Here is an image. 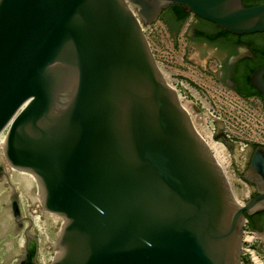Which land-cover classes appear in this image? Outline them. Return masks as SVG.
<instances>
[{
  "label": "water",
  "instance_id": "1",
  "mask_svg": "<svg viewBox=\"0 0 264 264\" xmlns=\"http://www.w3.org/2000/svg\"><path fill=\"white\" fill-rule=\"evenodd\" d=\"M172 5L198 20L188 44L199 19L235 36L264 32V3L242 0H0V147L61 219L49 264L241 263L246 218L264 211V146L235 176L257 190L238 203L142 30ZM196 48L200 63L221 59ZM248 81L264 109V64ZM215 125L239 171L253 144ZM2 212L24 237L6 264H38L16 192Z\"/></svg>",
  "mask_w": 264,
  "mask_h": 264
},
{
  "label": "rangeland",
  "instance_id": "2",
  "mask_svg": "<svg viewBox=\"0 0 264 264\" xmlns=\"http://www.w3.org/2000/svg\"><path fill=\"white\" fill-rule=\"evenodd\" d=\"M197 22L198 20L190 14L177 28L174 36L166 23L164 12L162 13L155 23L156 32L149 38L157 65L168 84L175 87L176 91L179 90V93L188 101L189 107L183 106L188 110L190 116L198 114L196 108L200 110V122L193 119L192 116L191 118L197 131L204 139L220 143L224 147L220 141L213 140L211 133L212 126H214L216 134L215 122L221 120L223 122L222 130H226L233 141L255 144L253 141L257 138L260 130L255 114L264 111L261 99L257 96L242 98L220 80H217L214 76L218 69L216 57L209 56L207 59L203 57L202 63H200L199 59L193 56L197 48L188 44L184 34L190 24ZM203 118L210 132L204 126ZM224 149L229 157L228 171L232 173L230 150L225 147ZM0 161L5 171L3 179H0V264H6V259L14 253L22 251L24 245L22 230L14 235L11 232L13 223L2 212L12 191L18 195L23 216L32 220L30 232L36 234L40 264H49L54 258V253L51 251L56 244L61 219L52 216L56 220L51 222L50 213L45 212L39 201L34 199L38 197L36 194L39 192L36 182L31 188L32 199L20 189L17 180L23 175L8 166L2 147L0 148ZM35 217L39 218V222L34 220ZM250 250L253 251V256L264 264V243L260 238ZM245 251L242 249L240 251V264H256L252 260V256ZM17 261V257H14L9 264H16Z\"/></svg>",
  "mask_w": 264,
  "mask_h": 264
},
{
  "label": "flooded vegetation",
  "instance_id": "3",
  "mask_svg": "<svg viewBox=\"0 0 264 264\" xmlns=\"http://www.w3.org/2000/svg\"><path fill=\"white\" fill-rule=\"evenodd\" d=\"M253 1V5L264 3V0ZM199 20L202 24L192 26L187 32L189 42L197 47L204 46L205 48L217 51L221 55V59L218 60L217 78L224 83L225 86H227V82L230 81L232 83V87H230V89L232 90L235 86H242L248 67L254 65L256 62L255 56L249 49V41H251V44H254L255 46H264V32L241 36H223L212 43L210 37L218 28L210 22L201 19ZM198 30L203 32L205 38L196 37L195 32ZM207 141L210 142L209 140ZM251 149L252 147L248 149L249 152L247 153L246 160L239 171L234 169L233 164L230 165V169L234 176H242L244 171L247 169ZM239 180L246 188V195L243 198L244 203L254 197L257 194V190L245 179L241 178ZM246 219L247 223L253 226V231L258 232L259 236L264 234V211L258 212ZM36 261L40 264L38 259V249Z\"/></svg>",
  "mask_w": 264,
  "mask_h": 264
},
{
  "label": "bare ground",
  "instance_id": "4",
  "mask_svg": "<svg viewBox=\"0 0 264 264\" xmlns=\"http://www.w3.org/2000/svg\"><path fill=\"white\" fill-rule=\"evenodd\" d=\"M183 106V105H182ZM183 108L188 112V110L183 106ZM188 114L190 115V113L188 112ZM192 116V115H191ZM190 116V117H191ZM193 119H195L196 121H201V116L200 114H196L192 116ZM191 118V119H192ZM193 122V121H192ZM194 125V124H193ZM195 127V126H194ZM196 129V127H195ZM197 131V129H196ZM198 132V131H197ZM4 133H2V135L0 136V145H4ZM199 134V132H198ZM200 135V134H199ZM201 136V135H200ZM202 137V136H201ZM202 139L206 142V144L208 145L209 149L211 150V152L213 153V156L216 160V162L218 163L219 167L221 168V170L223 171L230 191L234 197V199L236 200V202L239 203V201H241L242 197L246 194V188L244 186V184H242L235 176L234 174L230 173L228 171V166H229V157H228V153L226 152V150L224 149V147L220 144V143H213L212 141L208 142L206 139H204L202 137ZM1 148V147H0ZM23 176H21L20 178H18L17 181H19L18 186L20 187V189L25 193V195L29 198L32 199V194H31V188L32 185L35 181V178L28 174V173H23L20 172ZM19 177V176H18ZM10 178V177H9ZM16 180V179H15ZM37 185V184H36ZM38 194H36L38 197H35L34 199H36L37 201H39V203H41V194L39 192H37ZM50 215V220L51 222H54L56 220L55 217L58 218V216L53 215V214H49ZM55 216V217H52ZM36 218V217H35ZM35 221L39 222V218L34 219ZM40 225V224H39ZM40 228V227H39ZM41 233V232H40ZM256 264H263L261 263L259 260L255 259Z\"/></svg>",
  "mask_w": 264,
  "mask_h": 264
},
{
  "label": "trees",
  "instance_id": "5",
  "mask_svg": "<svg viewBox=\"0 0 264 264\" xmlns=\"http://www.w3.org/2000/svg\"><path fill=\"white\" fill-rule=\"evenodd\" d=\"M253 2H254L253 0H242L243 5L246 7L253 6L254 4ZM168 11H169L170 16L168 18V21H166V23L169 27L170 26H174L175 28L179 27V25L190 15V14H186L183 11V7L180 5H172L168 8ZM170 31L171 33L176 32V30L173 29L172 27L170 28ZM195 35L198 38H205L201 30L196 31ZM223 36H231V34H228L218 28L212 34V36L210 37V40H212V43H214L215 41H217L219 38H222ZM249 49L251 53L255 56L256 62L254 65H251L248 67L247 73L244 78V83L242 84V86H235L233 88V91L242 98H249L251 96H257L261 99L260 94L249 85L248 78H249V75L255 69H257L258 67L264 64V46H261V47L255 46L254 44H251V41H249ZM256 146L257 145H252V148ZM248 226L250 229H253V226L251 224H248Z\"/></svg>",
  "mask_w": 264,
  "mask_h": 264
},
{
  "label": "built area",
  "instance_id": "6",
  "mask_svg": "<svg viewBox=\"0 0 264 264\" xmlns=\"http://www.w3.org/2000/svg\"><path fill=\"white\" fill-rule=\"evenodd\" d=\"M156 27L157 26H156L155 23L153 25H150V26H142V30H143V32H144V34H145V36H146V38H147L148 41H149V38H150L151 34H153L154 32H156V30H157ZM149 44H150V41H149ZM173 88H175V87H173ZM177 92H178V96H179V100H180L181 104L184 105V106L189 107L187 105L188 101L185 99V97H183L179 93V90H177ZM196 111H197L198 114L201 113L198 108H196ZM255 118H256V121L258 123V127H259L260 130H259V133H258L257 138H255V140L253 141V143H255L253 145H263L264 146V111L256 112ZM203 123H204V126L207 129V126L205 124L204 118H203ZM222 131L224 132V134L226 135V137L230 141H233L231 139L230 135L226 132V130H222ZM211 133H212V138H213L214 137L213 135L215 134V128H214V126H212V132ZM245 195L243 196V198L245 197ZM243 198L241 199V203L243 202ZM258 238L259 237L257 236V234L252 229L249 228L248 223H247V220H246L245 221V224H244V227H243V232H242V245H241V249L244 250V251L246 250L245 252L246 253H249L252 256V258H253L252 260L254 261V263H255V258L256 257L253 256V251H251L250 248L258 240Z\"/></svg>",
  "mask_w": 264,
  "mask_h": 264
}]
</instances>
